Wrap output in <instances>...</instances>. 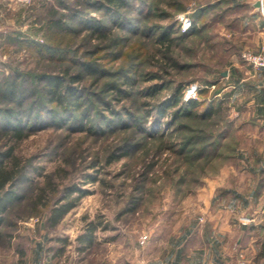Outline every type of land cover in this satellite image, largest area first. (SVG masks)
I'll list each match as a JSON object with an SVG mask.
<instances>
[{
    "label": "rangeland",
    "instance_id": "374dc122",
    "mask_svg": "<svg viewBox=\"0 0 264 264\" xmlns=\"http://www.w3.org/2000/svg\"><path fill=\"white\" fill-rule=\"evenodd\" d=\"M249 1L0 0V151L13 147L20 163L19 197L0 224V264H28L36 249L49 252L50 264H168L178 247L185 253L174 259L185 261L217 245L235 258L249 228L235 214L252 211L257 191L258 140L249 97L234 93L223 71L234 57L253 67L247 49L264 52L248 43ZM53 19L65 27H49ZM66 72L82 78L61 106L50 102L47 79ZM17 77L22 90L13 97ZM179 92L204 102L200 114L211 100L219 111L187 116L180 103L157 116ZM41 110L39 123L16 139L17 116L36 121ZM83 117L94 130H77ZM74 185L86 193L51 225V208ZM92 224L88 245L79 237ZM239 259L249 263L252 252Z\"/></svg>",
    "mask_w": 264,
    "mask_h": 264
},
{
    "label": "crops",
    "instance_id": "0c3cea01",
    "mask_svg": "<svg viewBox=\"0 0 264 264\" xmlns=\"http://www.w3.org/2000/svg\"><path fill=\"white\" fill-rule=\"evenodd\" d=\"M253 1L250 0L248 2V43L255 49L264 50V0H261V10L257 9ZM227 72V81L234 86V93L241 92L246 97H249L247 103L250 108V114L256 123L255 140H258V144L252 147L251 154L257 160L254 166V171L257 173L256 176L258 178L254 185L257 191H253L251 197L248 199V206H251L252 211L248 212V214L244 212V214H235L238 224L242 225L243 223V226L244 224H248L249 228L245 235L238 237L239 245H237V248L236 246L233 247L234 252L235 250L237 251L232 261L229 259V256L224 254V246L217 245L210 249L209 247L201 246V249L198 251L201 253L198 257L199 259L186 258L185 261L179 260V258L174 259L178 255L182 257L183 252L185 253L182 247H178L175 256H172L168 260V264H241L239 256L241 251L245 249H249L252 252V260H249V263L246 261L245 264H264V68H249L242 60L234 57ZM243 216L245 221H242ZM246 235H249L250 240L252 239L251 243L241 244ZM208 251L216 254L212 260H208V256L204 255ZM35 252L37 253L36 255H28V264H50L49 252L43 253L42 250L39 251L38 249ZM164 263L163 261H159L153 264Z\"/></svg>",
    "mask_w": 264,
    "mask_h": 264
},
{
    "label": "trees",
    "instance_id": "16d2710c",
    "mask_svg": "<svg viewBox=\"0 0 264 264\" xmlns=\"http://www.w3.org/2000/svg\"><path fill=\"white\" fill-rule=\"evenodd\" d=\"M106 4L109 7H120L125 5L127 0H104ZM49 27H55L58 29H63L65 26L62 23L61 19H53L48 22ZM195 24V23H194ZM165 34H167L165 32ZM169 35H165L164 39H168ZM85 65L88 66V68L92 71L98 70L96 67L93 66L92 63L88 62L85 63ZM69 76V80L71 83H68L66 81V78ZM82 76L81 73H78L77 75H69L68 72L62 74H56V75H51L47 79V93L50 94V102H55L57 104H60L61 106L63 105V93L64 92H70L71 94H75L76 90L75 88L71 85L73 82L81 80ZM153 88V91H157L158 87L157 85L152 86L151 90ZM11 96L16 97L18 95V92L22 90L20 79L17 77L11 85ZM202 90V93L205 92L204 89ZM199 91V92H200ZM181 111L184 112L187 116H196V115H204V116H212L215 113L219 111V107L216 105L215 101L211 100L206 106L205 109H203L202 114H200V106L202 103L204 104L203 101H200L197 97H190L186 100H182V95L179 92V94H174L172 98L168 99L166 102H163L158 106L157 109V116L162 117L166 114L168 108L170 107H176L178 104H180ZM81 104H78V107ZM66 108V107H65ZM1 109V107H0ZM54 109L50 108V114L53 115L55 111ZM9 112V110H7ZM12 113H9L11 115ZM39 114V117H38ZM40 114L42 115L43 112L42 110L35 115L37 116L36 121H31V118H29L27 121L24 120V117H20L19 115L17 116L16 123H13L12 128H13V135L15 136L16 139L21 140L24 137L28 135V131H26V126H34L35 123H39L40 120ZM50 115V116H51ZM178 111H175L173 114V120H176L178 117ZM52 117V116H51ZM70 117V115H69ZM68 117V118H69ZM85 119H82L81 124L79 125V128L77 130H94V126L91 125L90 117H83ZM55 119V118H54ZM53 122L57 121L56 119ZM64 120L66 118L62 117L61 120ZM90 121V122H89ZM190 139V138H189ZM4 154L5 158L10 160V164H7V161L5 159L0 160V224L3 223L4 217L3 213H5L10 204L16 200L19 195L15 191V180L18 178L19 173H20V163L18 156L15 154L14 148L11 147L5 152L0 151V155ZM127 154V151L124 152L121 155H116L112 154L109 156L107 162H112L115 159L120 158L122 155L125 156ZM93 180H96L95 176H92ZM68 192L63 195L60 199H58L54 206L51 208L49 217H48V222L51 225H56L58 224L64 217L65 215L73 209L79 199L86 193V189H82L81 187H78L74 185L73 187L68 188ZM78 191V195H73L74 192ZM98 225L92 224L90 231L88 233H84L79 237V240L81 242H86V244L91 245L93 244L95 240V230L97 229Z\"/></svg>",
    "mask_w": 264,
    "mask_h": 264
},
{
    "label": "built area",
    "instance_id": "2783aa9c",
    "mask_svg": "<svg viewBox=\"0 0 264 264\" xmlns=\"http://www.w3.org/2000/svg\"><path fill=\"white\" fill-rule=\"evenodd\" d=\"M188 26L190 25V21L187 20ZM243 58L245 61H247L249 64H251L256 69H263L264 68V52H257L253 51L252 49H247L243 52ZM195 88V95L197 87ZM148 238V235L145 234L142 238V241H145Z\"/></svg>",
    "mask_w": 264,
    "mask_h": 264
},
{
    "label": "water",
    "instance_id": "95a60500",
    "mask_svg": "<svg viewBox=\"0 0 264 264\" xmlns=\"http://www.w3.org/2000/svg\"><path fill=\"white\" fill-rule=\"evenodd\" d=\"M253 4L257 7L258 10L262 9V1L261 0H254ZM223 74L226 75L227 71H223Z\"/></svg>",
    "mask_w": 264,
    "mask_h": 264
}]
</instances>
